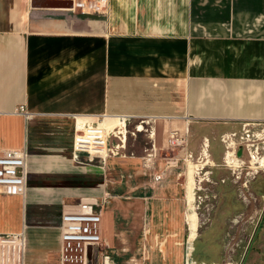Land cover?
<instances>
[{"label": "crops", "instance_id": "crops-1", "mask_svg": "<svg viewBox=\"0 0 264 264\" xmlns=\"http://www.w3.org/2000/svg\"><path fill=\"white\" fill-rule=\"evenodd\" d=\"M34 6L0 0V150L29 153L26 197L0 195V236L24 234L0 244V264H60L62 214L84 199L105 200L102 264H186V160L169 134L264 123V0H110L87 17ZM116 116L153 119L132 131L148 145L75 162L76 120Z\"/></svg>", "mask_w": 264, "mask_h": 264}, {"label": "rangeland", "instance_id": "rangeland-1", "mask_svg": "<svg viewBox=\"0 0 264 264\" xmlns=\"http://www.w3.org/2000/svg\"><path fill=\"white\" fill-rule=\"evenodd\" d=\"M135 125L127 126V151L148 145L147 139L132 135ZM210 128H222L217 142L206 140ZM184 134L182 178L189 184L185 236L189 264H264V123H195ZM229 134L237 137L230 145L224 144L222 139ZM117 143L119 139L112 137V146ZM228 153L232 154L230 163ZM208 154L213 163L208 162ZM105 172L108 179H121L118 166Z\"/></svg>", "mask_w": 264, "mask_h": 264}, {"label": "built area", "instance_id": "built-area-1", "mask_svg": "<svg viewBox=\"0 0 264 264\" xmlns=\"http://www.w3.org/2000/svg\"><path fill=\"white\" fill-rule=\"evenodd\" d=\"M63 1L72 3V8L67 9L68 11L87 16H107L110 10V0ZM131 119L127 116L104 117L97 123L77 119L73 139L74 161L105 163L109 158L125 156L128 152L127 126ZM152 120H140L135 131H144L143 125H149ZM113 121L118 122L119 126L116 128L108 126V123ZM131 133L136 135V132ZM112 137L119 139L115 146L111 144ZM236 137V134H229L224 136L222 141L230 145ZM168 145L172 149L185 147V134L173 130L169 134ZM82 154L87 155V161L80 159ZM28 161L29 153L26 147L0 150V195L26 197ZM104 204L105 200L84 199L77 204L66 205L59 228L60 264H102V261L109 257L102 235ZM12 239L24 240V234L0 236V244L9 245ZM186 264H189V259ZM190 264H193L192 261Z\"/></svg>", "mask_w": 264, "mask_h": 264}, {"label": "water", "instance_id": "water-1", "mask_svg": "<svg viewBox=\"0 0 264 264\" xmlns=\"http://www.w3.org/2000/svg\"><path fill=\"white\" fill-rule=\"evenodd\" d=\"M36 8L71 9L72 3L63 0H35Z\"/></svg>", "mask_w": 264, "mask_h": 264}, {"label": "bare ground", "instance_id": "bare-ground-1", "mask_svg": "<svg viewBox=\"0 0 264 264\" xmlns=\"http://www.w3.org/2000/svg\"><path fill=\"white\" fill-rule=\"evenodd\" d=\"M109 126V124H108ZM226 160L230 163L232 162V154L231 153H228L227 157H226ZM235 161V160H234ZM209 163H211L210 161H208Z\"/></svg>", "mask_w": 264, "mask_h": 264}]
</instances>
